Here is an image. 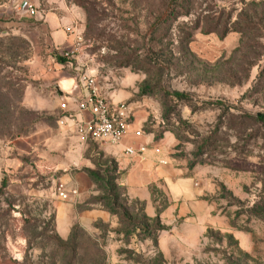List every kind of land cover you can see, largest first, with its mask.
<instances>
[{
	"label": "rangeland",
	"instance_id": "obj_1",
	"mask_svg": "<svg viewBox=\"0 0 264 264\" xmlns=\"http://www.w3.org/2000/svg\"><path fill=\"white\" fill-rule=\"evenodd\" d=\"M48 14L74 37L64 77L93 76L132 109L148 151L123 172L58 125ZM258 115L264 0H0V264H264ZM143 161L157 179L129 191ZM60 184L77 195L62 200ZM92 208L106 217L62 236Z\"/></svg>",
	"mask_w": 264,
	"mask_h": 264
},
{
	"label": "built area",
	"instance_id": "obj_2",
	"mask_svg": "<svg viewBox=\"0 0 264 264\" xmlns=\"http://www.w3.org/2000/svg\"><path fill=\"white\" fill-rule=\"evenodd\" d=\"M28 12L31 16L36 14L33 7L28 8ZM60 54L69 57V52ZM81 82L85 90L84 96L71 103L65 100L59 105L61 116L58 125L71 128L79 139L95 144L118 146L131 137L133 140L124 147V154L129 157L143 156L148 147L137 144L142 133L131 127L134 123L130 105L124 102L115 103L108 99L99 90L93 76L85 75ZM57 191L62 200H69L77 195L76 190L69 191L62 184L58 186Z\"/></svg>",
	"mask_w": 264,
	"mask_h": 264
},
{
	"label": "crops",
	"instance_id": "obj_3",
	"mask_svg": "<svg viewBox=\"0 0 264 264\" xmlns=\"http://www.w3.org/2000/svg\"><path fill=\"white\" fill-rule=\"evenodd\" d=\"M27 5H30L28 1H21L18 4L15 5L13 8L14 10H18V12H26V7ZM30 8V6H29ZM35 9V8H34ZM36 10V9H35ZM36 14L38 15V11L36 10ZM44 23L45 26L48 30L51 32V42L52 46L55 48L57 52H70L72 51L74 45V37L71 35V32L68 30L66 31L65 28L66 26L69 25V20L67 18L65 19H60L58 16L54 14H48L44 18ZM52 69L47 71L48 73L45 72L44 74V84H49L52 81H56L59 83L60 88L62 89V95H58L61 97H64L65 100L71 101L75 99H80L84 96L85 90L83 89V86L78 84V82H75L74 79L64 77L63 73H61L59 70V64L58 63H53L52 64ZM123 96H117L115 97V102L119 103L121 100H123ZM39 105H42V101L39 102ZM72 108H74L73 105H71ZM85 116H88L85 114ZM133 138H127L125 139L120 145L118 146H109V145H103L106 149L111 152L116 159V162L118 164V171H124L126 166L128 165V159L127 155L124 154L123 149L126 145H128ZM137 144H141V141L139 140ZM148 161V160H147ZM155 164L153 162H141L139 165L136 167H133L134 169L130 170L128 172L127 176V185L129 186V191L135 189L134 185L138 183L146 184L147 180L155 177L154 179H157V174L153 175V166ZM64 212V211H63ZM61 213L58 217L57 220L58 222L62 219H65L64 213ZM106 217V213L96 209L92 208L90 210H83L80 214H78V217L75 219L74 216H70L68 218L69 224L64 225V229L62 232H66V234L61 235L68 236L71 232V229L73 228L74 225H76L78 222L84 226L85 228H89L92 225V222L98 218H104ZM67 219V218H66ZM61 231V229H59ZM59 232V231H58Z\"/></svg>",
	"mask_w": 264,
	"mask_h": 264
},
{
	"label": "trees",
	"instance_id": "obj_4",
	"mask_svg": "<svg viewBox=\"0 0 264 264\" xmlns=\"http://www.w3.org/2000/svg\"><path fill=\"white\" fill-rule=\"evenodd\" d=\"M55 59H56L57 63L62 64V65H65V64H67L69 62H70V64L73 63V60L70 61L67 57L62 56L57 51L55 52ZM177 96L180 97L181 95L177 94ZM257 118L261 119V120L262 119L264 120V115H258Z\"/></svg>",
	"mask_w": 264,
	"mask_h": 264
},
{
	"label": "water",
	"instance_id": "obj_5",
	"mask_svg": "<svg viewBox=\"0 0 264 264\" xmlns=\"http://www.w3.org/2000/svg\"><path fill=\"white\" fill-rule=\"evenodd\" d=\"M57 91L59 93V95H62V92L57 88Z\"/></svg>",
	"mask_w": 264,
	"mask_h": 264
}]
</instances>
